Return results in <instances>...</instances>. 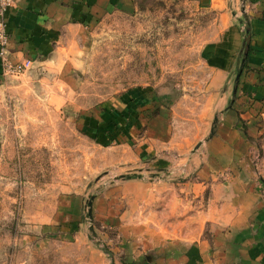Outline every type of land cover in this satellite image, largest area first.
<instances>
[{"label": "rangeland", "instance_id": "obj_1", "mask_svg": "<svg viewBox=\"0 0 264 264\" xmlns=\"http://www.w3.org/2000/svg\"><path fill=\"white\" fill-rule=\"evenodd\" d=\"M132 6L72 21L21 71L0 15V264H189L221 230L238 264L264 231L222 229L246 193L264 204V90L202 60L220 11Z\"/></svg>", "mask_w": 264, "mask_h": 264}, {"label": "crops", "instance_id": "obj_2", "mask_svg": "<svg viewBox=\"0 0 264 264\" xmlns=\"http://www.w3.org/2000/svg\"><path fill=\"white\" fill-rule=\"evenodd\" d=\"M201 1L220 11V22L214 27L218 33L201 50L202 60L214 72V81L218 84L224 82L238 64L249 27L251 38L248 71L244 73L245 86L264 90V0ZM115 6L133 7L132 0H14V5L5 13L14 54L17 58L31 60L36 52L50 48L72 21L102 14ZM243 199L241 212L226 222L222 229H245L252 219L264 220V204L250 203V199L254 200L251 192L246 193ZM225 236L228 233L223 230L216 233L215 253L208 251L204 241L197 245L200 258L194 262L191 257L189 264H228L222 249ZM238 252V264H264V231L260 235L245 236Z\"/></svg>", "mask_w": 264, "mask_h": 264}, {"label": "built area", "instance_id": "obj_3", "mask_svg": "<svg viewBox=\"0 0 264 264\" xmlns=\"http://www.w3.org/2000/svg\"><path fill=\"white\" fill-rule=\"evenodd\" d=\"M13 5H14V0H0V15L4 17L6 11ZM0 30H1L0 33L2 36V43L5 44L7 41V38L5 36V33H6L5 25L2 27L0 26ZM30 63H31V60L26 59L22 63L15 64L14 69L17 71H21L23 68L29 67Z\"/></svg>", "mask_w": 264, "mask_h": 264}, {"label": "water", "instance_id": "obj_4", "mask_svg": "<svg viewBox=\"0 0 264 264\" xmlns=\"http://www.w3.org/2000/svg\"><path fill=\"white\" fill-rule=\"evenodd\" d=\"M250 38H251V34H250V29L248 27L247 30H246V34H245L244 42H243V45H244V57H243V60L245 59V57L248 55V52H249ZM240 73H241V71L238 72L237 79L239 78ZM235 90L236 89L234 88V93H235ZM199 146H200V144L198 145V147Z\"/></svg>", "mask_w": 264, "mask_h": 264}, {"label": "trees", "instance_id": "obj_5", "mask_svg": "<svg viewBox=\"0 0 264 264\" xmlns=\"http://www.w3.org/2000/svg\"><path fill=\"white\" fill-rule=\"evenodd\" d=\"M243 57H244V46H243V49H242V52L240 53L239 57H238V65H239V68H246L247 66V60H248V57L246 56L245 59L243 60Z\"/></svg>", "mask_w": 264, "mask_h": 264}]
</instances>
